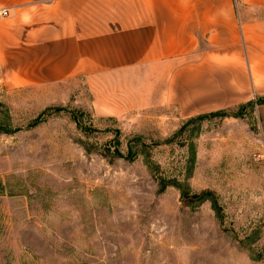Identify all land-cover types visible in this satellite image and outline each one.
I'll use <instances>...</instances> for the list:
<instances>
[{
  "label": "rangeland",
  "instance_id": "obj_1",
  "mask_svg": "<svg viewBox=\"0 0 264 264\" xmlns=\"http://www.w3.org/2000/svg\"><path fill=\"white\" fill-rule=\"evenodd\" d=\"M15 64L0 73V264H264L256 105L187 123L214 110L189 96L186 70L92 79Z\"/></svg>",
  "mask_w": 264,
  "mask_h": 264
},
{
  "label": "crops",
  "instance_id": "obj_2",
  "mask_svg": "<svg viewBox=\"0 0 264 264\" xmlns=\"http://www.w3.org/2000/svg\"><path fill=\"white\" fill-rule=\"evenodd\" d=\"M0 5L8 11L3 17L8 21H0L1 74L4 62L13 64L12 71L15 63H28L27 72L40 63L44 77H175L186 70L189 96L207 110L264 96V17L257 15L264 0H0ZM184 55L194 58L181 67ZM255 105L264 145V103Z\"/></svg>",
  "mask_w": 264,
  "mask_h": 264
},
{
  "label": "trees",
  "instance_id": "obj_3",
  "mask_svg": "<svg viewBox=\"0 0 264 264\" xmlns=\"http://www.w3.org/2000/svg\"><path fill=\"white\" fill-rule=\"evenodd\" d=\"M261 103H264V96L257 97V99H255L253 101H249V102H247L245 104H241L240 107H244V106H248V105L261 104ZM224 111H225L224 109H220V110H216V111H211V112L199 114V115L191 117L187 123L201 121L203 119H207L208 116H210L209 118H213V117H217V116L225 117L226 115H225ZM233 116L238 117L239 113L236 112V113L233 114Z\"/></svg>",
  "mask_w": 264,
  "mask_h": 264
},
{
  "label": "built area",
  "instance_id": "obj_4",
  "mask_svg": "<svg viewBox=\"0 0 264 264\" xmlns=\"http://www.w3.org/2000/svg\"><path fill=\"white\" fill-rule=\"evenodd\" d=\"M8 11L6 9H0V16H6Z\"/></svg>",
  "mask_w": 264,
  "mask_h": 264
}]
</instances>
